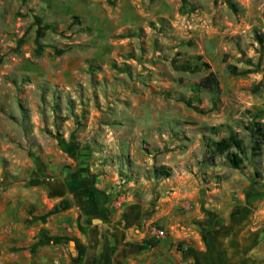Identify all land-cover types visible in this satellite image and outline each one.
<instances>
[{
    "label": "rangeland",
    "instance_id": "obj_1",
    "mask_svg": "<svg viewBox=\"0 0 264 264\" xmlns=\"http://www.w3.org/2000/svg\"><path fill=\"white\" fill-rule=\"evenodd\" d=\"M107 2L98 19L52 0L11 25L0 13V192L71 174L80 162L59 154H81L79 138L109 122V162L121 181L145 186L148 219L166 196L189 203L180 215L208 200L216 220L235 200L264 249V154L240 170L223 157L207 167L203 140L211 127L213 140L230 128L247 139L246 125L264 123V0ZM210 72L218 101L193 92ZM153 165L173 176L151 179Z\"/></svg>",
    "mask_w": 264,
    "mask_h": 264
},
{
    "label": "crops",
    "instance_id": "obj_2",
    "mask_svg": "<svg viewBox=\"0 0 264 264\" xmlns=\"http://www.w3.org/2000/svg\"><path fill=\"white\" fill-rule=\"evenodd\" d=\"M50 1L0 0V13L11 25L16 16L30 20L33 7L48 13ZM52 1L71 14L109 15L108 0ZM97 128L95 138H79L87 150L59 154L80 162L71 174L0 192V264H264L241 202H224L216 220L208 200L180 215L177 209L189 203L166 196L153 200L149 209L158 216L148 219L139 201L145 186L121 181L109 162L116 155L109 154V122ZM152 168L147 174L156 179ZM155 225L165 237H154Z\"/></svg>",
    "mask_w": 264,
    "mask_h": 264
},
{
    "label": "trees",
    "instance_id": "obj_3",
    "mask_svg": "<svg viewBox=\"0 0 264 264\" xmlns=\"http://www.w3.org/2000/svg\"><path fill=\"white\" fill-rule=\"evenodd\" d=\"M193 92H207L214 101H218L221 95V86L217 75L210 72L194 85ZM207 130L209 136L203 135V140L206 141L207 148L211 153V156L207 157L204 162L207 167L216 165V157H223L228 166L240 170L245 162L254 166L264 154V123L258 117L251 124L245 126L247 139L230 128L228 136L213 140L210 135H218L219 129L211 127ZM151 173L156 179H166L173 176V169L167 166H153Z\"/></svg>",
    "mask_w": 264,
    "mask_h": 264
},
{
    "label": "built area",
    "instance_id": "obj_4",
    "mask_svg": "<svg viewBox=\"0 0 264 264\" xmlns=\"http://www.w3.org/2000/svg\"><path fill=\"white\" fill-rule=\"evenodd\" d=\"M151 233L154 235L155 238H163L166 235L164 230H161L157 227H151Z\"/></svg>",
    "mask_w": 264,
    "mask_h": 264
}]
</instances>
